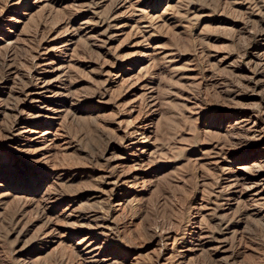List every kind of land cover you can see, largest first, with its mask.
<instances>
[{
	"label": "rangeland",
	"instance_id": "obj_1",
	"mask_svg": "<svg viewBox=\"0 0 264 264\" xmlns=\"http://www.w3.org/2000/svg\"><path fill=\"white\" fill-rule=\"evenodd\" d=\"M263 177L264 0H0V264H264Z\"/></svg>",
	"mask_w": 264,
	"mask_h": 264
},
{
	"label": "bare ground",
	"instance_id": "obj_2",
	"mask_svg": "<svg viewBox=\"0 0 264 264\" xmlns=\"http://www.w3.org/2000/svg\"><path fill=\"white\" fill-rule=\"evenodd\" d=\"M53 92V90L52 89H50V88H48V87H45V88H42L39 92H37V96H36V98H37V101H43L44 99H47L46 97H47V95L48 94H50V93H52ZM47 100H52L51 98L50 99H47ZM46 104L47 102H42L41 104ZM38 106V105H37ZM44 108L45 109H47V110H54V108H51V109H49V105H45L44 106ZM40 109V108H39ZM55 111V110H54ZM37 115H36V117H40V116H43V115H45V112H43V110L41 109V110H37ZM34 117V116H33ZM253 174V173H252ZM263 179H264V177H263ZM262 180V179H261ZM260 180V181H261ZM241 193V192H240ZM260 195V194H259ZM258 196V195H257ZM256 202V201H255Z\"/></svg>",
	"mask_w": 264,
	"mask_h": 264
}]
</instances>
